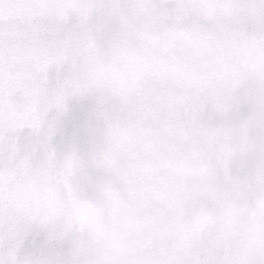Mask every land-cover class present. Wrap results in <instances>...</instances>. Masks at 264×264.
<instances>
[{
	"label": "snow or ice",
	"instance_id": "1",
	"mask_svg": "<svg viewBox=\"0 0 264 264\" xmlns=\"http://www.w3.org/2000/svg\"><path fill=\"white\" fill-rule=\"evenodd\" d=\"M0 264H264V0H0Z\"/></svg>",
	"mask_w": 264,
	"mask_h": 264
}]
</instances>
